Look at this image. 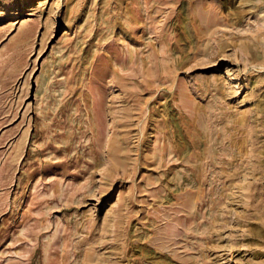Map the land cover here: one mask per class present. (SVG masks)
Wrapping results in <instances>:
<instances>
[{
  "label": "rangeland",
  "instance_id": "374dc122",
  "mask_svg": "<svg viewBox=\"0 0 264 264\" xmlns=\"http://www.w3.org/2000/svg\"><path fill=\"white\" fill-rule=\"evenodd\" d=\"M0 264H264V0H0Z\"/></svg>",
  "mask_w": 264,
  "mask_h": 264
},
{
  "label": "bare ground",
  "instance_id": "6f19581e",
  "mask_svg": "<svg viewBox=\"0 0 264 264\" xmlns=\"http://www.w3.org/2000/svg\"><path fill=\"white\" fill-rule=\"evenodd\" d=\"M204 20H205V19H204ZM229 73H230V72H229ZM234 76H235V74H234ZM234 76H233V77H234ZM229 77H230V76H229ZM254 169H255V168H254ZM248 190H249V189H248ZM247 198H248V197H247ZM192 209H193V208H192Z\"/></svg>",
  "mask_w": 264,
  "mask_h": 264
}]
</instances>
